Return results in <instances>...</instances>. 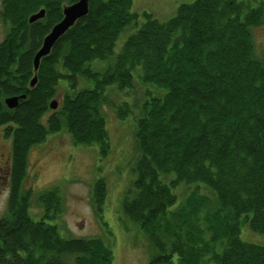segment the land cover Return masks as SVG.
<instances>
[{
    "label": "trees",
    "instance_id": "16d2710c",
    "mask_svg": "<svg viewBox=\"0 0 264 264\" xmlns=\"http://www.w3.org/2000/svg\"><path fill=\"white\" fill-rule=\"evenodd\" d=\"M77 1L0 0L7 27L0 128L11 145L0 264H112L102 239L59 234L57 188L37 196L38 220L29 216L32 195L23 188L27 153L50 134L63 130L75 145L96 146L107 157L105 106L120 122L133 117L138 157L120 208L153 251L147 264H264V247L239 238L242 225L264 236V61L252 36L264 21V0H193L162 23L146 12L140 21L133 0H88L87 15L34 72L44 37ZM40 11L43 18L30 23ZM121 35L127 38L115 53ZM94 62L104 67L93 69ZM61 81L65 92L52 111ZM137 88L139 98L127 103ZM21 96L6 107L5 99ZM181 186L188 187L182 200L175 192ZM105 192L97 179L91 206L99 220Z\"/></svg>",
    "mask_w": 264,
    "mask_h": 264
},
{
    "label": "rangeland",
    "instance_id": "374dc122",
    "mask_svg": "<svg viewBox=\"0 0 264 264\" xmlns=\"http://www.w3.org/2000/svg\"><path fill=\"white\" fill-rule=\"evenodd\" d=\"M192 1L133 0L131 10L139 14L140 21L144 20L142 14L146 12L162 23L174 15L180 4ZM6 32L7 27L0 20V42ZM127 36L120 37L115 53L119 51ZM252 36L255 55L264 61V21L252 29ZM91 66L100 70L104 63L94 62ZM83 84L80 83V89ZM64 88L65 83L61 81L56 98L49 103L50 110L57 109L58 102L64 95ZM134 91L129 99H125L127 103L132 102L134 96L139 98L141 90L137 88ZM122 93L123 91H118L115 94L114 98L118 100L116 104L125 101V95ZM52 102H56L55 109L50 108ZM102 114L110 139V152L107 157L99 158L96 146L75 145L70 135L63 130L50 134L43 142L31 146L27 153V170L23 181V188L30 189L32 195L29 216L38 220L42 209L37 204V196L57 188L62 200V217L57 223L59 234L63 238L98 237L111 249L112 264H147L153 251L148 247L140 230L123 217L120 208L125 190L134 178L133 169L138 157L133 139V117L130 115L120 122L114 109L109 106L102 108ZM133 115H136L135 111ZM10 146V140L3 136L0 128V216L6 209ZM99 178L104 180L106 186V198L100 220L91 206L92 187ZM194 188L195 186H190V189ZM187 191V186H181L175 192L178 199L182 200ZM239 238L243 242L264 247V236L252 232L245 225L240 227Z\"/></svg>",
    "mask_w": 264,
    "mask_h": 264
},
{
    "label": "water",
    "instance_id": "95a60500",
    "mask_svg": "<svg viewBox=\"0 0 264 264\" xmlns=\"http://www.w3.org/2000/svg\"><path fill=\"white\" fill-rule=\"evenodd\" d=\"M88 0H78L72 5L65 7L62 11V19L55 24L50 32L44 37L42 41L41 48L36 52L33 58V71L36 72L38 69L39 61L42 57L46 56L54 43L70 28L74 25L75 22L84 18L88 12L87 6ZM44 12L40 11L29 18V22L32 23L43 18ZM36 79L33 78L30 82V87H33ZM24 96L21 97H11L4 100V103L8 109H13L17 106V102L20 99H23ZM51 109L56 108V102H52L50 104Z\"/></svg>",
    "mask_w": 264,
    "mask_h": 264
},
{
    "label": "flooded vegetation",
    "instance_id": "af4514ba",
    "mask_svg": "<svg viewBox=\"0 0 264 264\" xmlns=\"http://www.w3.org/2000/svg\"><path fill=\"white\" fill-rule=\"evenodd\" d=\"M1 178V177H0Z\"/></svg>",
    "mask_w": 264,
    "mask_h": 264
}]
</instances>
